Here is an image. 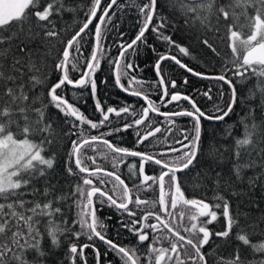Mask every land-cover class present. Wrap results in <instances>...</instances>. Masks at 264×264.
I'll use <instances>...</instances> for the list:
<instances>
[{"label": "snow or ice", "instance_id": "snow-or-ice-1", "mask_svg": "<svg viewBox=\"0 0 264 264\" xmlns=\"http://www.w3.org/2000/svg\"><path fill=\"white\" fill-rule=\"evenodd\" d=\"M130 10L131 37L121 30ZM75 11L66 0H0V264H90L85 250L92 264H264V0H91L65 39L58 21ZM194 22L212 34L225 26L229 58L199 41L221 60L214 72L184 62L192 46L178 34ZM52 41L61 47L49 65ZM168 62L215 92L185 94L187 76L178 85ZM149 67L155 80L143 75ZM100 85L135 102L107 104ZM238 106L245 114L228 124ZM204 121L224 123L221 138L232 142L217 149L213 132L206 151ZM194 177L211 197L186 195ZM105 208L115 225L101 218ZM125 232L134 244L123 243Z\"/></svg>", "mask_w": 264, "mask_h": 264}, {"label": "trees", "instance_id": "trees-1", "mask_svg": "<svg viewBox=\"0 0 264 264\" xmlns=\"http://www.w3.org/2000/svg\"><path fill=\"white\" fill-rule=\"evenodd\" d=\"M91 0H66V7H72L76 9L77 11L72 12V13H67L63 16L61 20L58 21V27H65L68 29V31L65 33V39L70 38L71 34H74L75 26L79 21H82L84 18V12L83 10L87 8V6L90 4ZM119 3L122 4H127L129 3V0H119ZM136 23V14L134 10L128 11L127 15H124L121 17V30L127 31L129 37L133 36L135 34L136 28L133 26ZM215 23V21H213ZM237 23L241 26L242 33L246 34L248 31L247 28V20L244 17H240V19L237 21ZM220 31L218 34H212L209 30L205 29L202 27L201 24L198 22H194L186 32L179 33V42L185 44V45H191V56L193 57L192 59H184L185 63H188L189 66H193L196 68L198 71H204L207 70L209 72H214L218 70L219 65L221 63V60L218 56L214 55L211 51L208 49L204 48L203 45L199 43L201 39H208L209 43H212L213 46L216 48V51L220 54V56L229 58L230 57V52L227 47L226 42H223L221 40V35L225 33V26L221 24L220 26ZM113 37H110L112 39ZM177 37H174V39ZM54 47L51 48V55L49 57V65H51L52 58L56 57L58 55V50L61 47L60 44H58L56 41L51 42ZM147 61V57L145 55L141 56V66L143 67V63ZM163 71L166 72L171 78L177 79L178 85L179 81L181 78L184 76H187L189 84L187 86L183 87V91L185 94H189L193 92V89H203L207 90L209 87H212L213 92H215L216 88L215 85L207 80H200L194 76H191L184 72L183 70L175 67L171 62H168L166 65L163 66ZM78 75V74H75ZM102 75V74H98ZM143 75L147 78H150L151 80H155V74L153 73L151 67L146 68ZM235 82V81H234ZM256 83V79L253 78L250 80L247 84V86L244 89V92L242 95H246L248 88H250L253 84ZM99 84V80H98ZM224 91L226 93L224 99L225 101L227 100V86L224 87ZM99 95L104 100L107 104L111 105H117V104H123L126 100L129 102H135V98L128 97L124 93L120 92L118 89L113 88L111 86L105 87L104 85L99 86ZM87 98V97H86ZM156 97L153 96V99ZM193 98L197 100L198 104L202 105H207V107L210 109L211 104L206 101L203 97L198 96V95H193ZM218 103L220 101H217ZM184 107H188L187 102H183ZM172 107V106H170ZM86 112V114L91 115L94 113V109L92 107V100L88 99L87 107L82 108ZM245 113L242 110V107L238 106L236 108V114L232 115L231 118H226V121L228 124H235L241 116H243ZM52 121H53V128L56 130L57 133H59V127L57 126L60 121L58 119L57 113L55 110L52 111ZM180 121L182 123H186L187 118H181ZM204 127L208 130L205 137H204V148L207 151L208 145L210 142V138L212 136V133L215 132L216 134V141L215 145L216 148L219 150H223V147H226L227 144H230L232 141L229 138L227 143L225 142L224 139H222V134L223 130L226 127L224 123H211L208 121L203 122ZM242 129L240 128L239 125L234 129V132L236 135L241 134ZM59 139V137H57ZM63 143V142H61ZM59 155L63 152V148L61 147L60 143L56 144V147L54 149ZM88 155H93V153L89 152ZM103 163V161H98ZM106 167L110 170L111 167L109 165H106ZM58 172L60 175L57 177L60 180V183L62 185H67L71 181L66 180L62 176V169H58ZM207 185V190L205 191V186ZM66 191L68 190L67 188L65 189ZM186 195H189V198H203V196L211 197L213 195L212 191V186L210 184H207L206 181H202L200 178H192L189 179L186 189H185ZM158 193H150V194H142L141 193V198H146V199H155L157 197ZM246 211V209H245ZM101 218L112 216V220L109 221L110 224L115 225L116 222V217L115 213L113 210L105 208L102 210L100 213ZM128 234L125 232L122 240L124 239L125 236ZM109 236H112L111 230L109 231ZM97 244L100 245L101 250L103 251L104 246L101 245L99 242ZM66 248V246H65ZM60 259H63V250H61L60 253H58Z\"/></svg>", "mask_w": 264, "mask_h": 264}, {"label": "flooded vegetation", "instance_id": "flooded-vegetation-1", "mask_svg": "<svg viewBox=\"0 0 264 264\" xmlns=\"http://www.w3.org/2000/svg\"><path fill=\"white\" fill-rule=\"evenodd\" d=\"M177 123L180 124L181 126H184V125L188 124V121H186V123L183 124L182 121L178 120ZM124 139L127 142L125 146H131L132 136L131 135H125ZM109 166L111 167L110 164H109ZM108 170H110V169H108ZM119 172L122 174V178L128 174L127 168L123 167V166L119 169ZM150 193H152V192H148V193L142 192V194H150ZM142 199H146V198H142ZM123 243H125V244L132 243V244H134L135 241H134V239L132 237L127 235V236L124 237ZM97 246L100 247L99 244H97ZM85 254L89 256L90 264H92V261H91V256H92L91 250H85Z\"/></svg>", "mask_w": 264, "mask_h": 264}]
</instances>
